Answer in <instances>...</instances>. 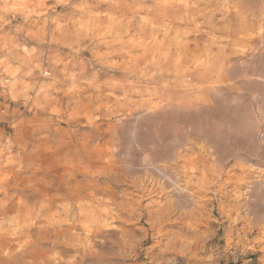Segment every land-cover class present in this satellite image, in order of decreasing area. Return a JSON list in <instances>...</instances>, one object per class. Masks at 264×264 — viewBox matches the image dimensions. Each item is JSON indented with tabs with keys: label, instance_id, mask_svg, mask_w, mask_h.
I'll list each match as a JSON object with an SVG mask.
<instances>
[{
	"label": "clouds",
	"instance_id": "1",
	"mask_svg": "<svg viewBox=\"0 0 264 264\" xmlns=\"http://www.w3.org/2000/svg\"><path fill=\"white\" fill-rule=\"evenodd\" d=\"M57 4L73 11L49 31L45 13ZM0 21V33L12 25L0 35V124L14 129L8 134L0 128V264H83L82 256L65 259L59 246H86L89 230L99 232L113 220L138 225L140 218L139 200L130 202L126 186L144 185L103 151L114 126L147 116L152 103L178 106L212 92L237 46L254 36L264 39V0H0ZM32 41L36 47H25ZM52 44L59 47L47 48L46 57L43 46ZM208 155L206 145L189 141L173 161L193 185L196 201L165 213V222L182 227L162 251L184 256V264L227 262L228 249L217 243L204 249L215 235L212 201L228 198ZM151 195L156 193L145 188L141 198ZM241 219L246 222L237 245L258 228L255 243L264 247V223ZM149 223L156 229L159 222ZM139 230L143 236L122 229L111 244L106 234L100 244L120 259L97 264H137L130 249L147 235ZM176 256L144 264H178Z\"/></svg>",
	"mask_w": 264,
	"mask_h": 264
},
{
	"label": "rangeland",
	"instance_id": "2",
	"mask_svg": "<svg viewBox=\"0 0 264 264\" xmlns=\"http://www.w3.org/2000/svg\"><path fill=\"white\" fill-rule=\"evenodd\" d=\"M49 2L54 3V0ZM72 11L70 5L57 4L54 11L50 7L45 13L49 17L48 30L56 27L53 21L59 16H66ZM17 23L16 20L12 21V25ZM60 23H64V19H60ZM12 25H6L0 35L8 33ZM11 36H15V33H11L10 38ZM25 47H36V42L32 41ZM43 47L47 57V48L59 46L52 44ZM107 50V46L101 45L102 52ZM235 52L236 55L230 58L231 67L220 79L212 82V92L186 99L178 106H165L163 101L152 103L147 116L142 115L139 120L125 119L114 126L113 132L109 134L112 137L111 142L103 146V151L110 153L117 164L128 166L129 173L143 179L142 182L145 183L142 189L134 185L126 186L130 202L139 200L138 225H124L122 220H113L110 227L99 232L89 230L84 242L86 246H59L65 259L76 256L79 261L82 256L83 264H97L104 259H120L107 255L100 241L105 240L107 234L111 239L105 240V243L111 244L112 241L119 240L122 229L134 228L136 236L144 235L140 228L147 230L146 238L140 241V246L130 249L137 253L134 258L137 264H144L153 257L167 262L176 256L174 252L162 250L173 239V233L181 230L182 225L179 222H165V213H179L187 210L189 206L176 203V191L170 187L168 177L176 178L181 188L193 193L194 188L189 190L191 183L189 184L188 177L173 161L189 141H195L201 143L202 147L206 145L210 150V155L204 159L219 172L220 179L225 181L221 191L228 193V198L223 202L212 201V220L209 221V226L215 229V235L204 245L205 251L209 244L217 243L221 249L229 250L226 264H264V247L255 243L260 237L258 228L247 233L246 240L241 244L236 243L237 231L243 230L246 222L241 217L257 224L264 223V144L261 143L264 139V39L254 36L248 45L237 46ZM83 55L91 58L92 53L85 51ZM43 67L47 68V63ZM12 106H15V102H12ZM158 110H162V113ZM61 126L67 127L63 122ZM0 128L8 134L14 132L7 124H0ZM108 160L109 156H105L104 161ZM256 181L260 184L259 189L253 192L251 187ZM145 188L152 189L156 195L141 198ZM208 195H216L219 199L220 194ZM233 196L234 201L231 199ZM193 203L191 207L195 205ZM11 215L10 213L9 221ZM122 215L127 218V214ZM150 219L159 222L156 229L149 223ZM77 231L83 232V228L78 227ZM176 244L179 246L180 241L177 240ZM121 246L122 244L114 245L117 251ZM149 249L151 252L147 251ZM77 252L81 255L77 256ZM199 254L204 255V252ZM176 260L178 264H184L185 257L176 256ZM220 264H225V261L222 259Z\"/></svg>",
	"mask_w": 264,
	"mask_h": 264
},
{
	"label": "bare ground",
	"instance_id": "3",
	"mask_svg": "<svg viewBox=\"0 0 264 264\" xmlns=\"http://www.w3.org/2000/svg\"><path fill=\"white\" fill-rule=\"evenodd\" d=\"M187 136V135H186ZM188 137V136H187ZM251 139V138H250ZM236 140V139H235ZM239 140V139H238ZM249 143V142H248ZM255 150V149H254ZM254 156V155H253ZM173 158H174V156H173ZM230 158V157H229ZM240 162V161H239ZM157 170V169H156ZM158 171H160L159 169H158ZM175 171V170H174ZM177 171V170H176ZM131 172V171H130ZM136 173V172H135ZM162 173V172H161ZM177 173H178V171H177ZM132 174V173H131ZM134 174V173H133ZM153 174V173H152ZM154 174H155V172H154ZM164 174H166L165 172H164ZM175 174V173H174ZM243 174V173H242ZM163 175V174H162ZM181 175V174H180ZM160 176V175H159ZM166 176H169V175H166ZM158 177V176H157ZM161 177V176H160ZM165 177V176H164ZM169 178V181H170V187H172V188H174V190L176 191V193H175V196H176V203L177 204H183V206L185 205V206H189V208H191V204L194 202L195 203V201H196V197H194L193 196V193L192 192H190V191H186L185 189H183V188H181L180 187V185H179V183H178V180L176 179V178H171L170 179V177H168ZM186 178V177H185ZM142 180L143 179H140V182L143 184V185H145V183H143L142 182ZM145 180V179H144ZM168 181V180H167ZM235 182V181H234ZM243 182H245V181H243ZM258 181H256V182H254V184H253V186L251 187V189H253V192L255 191V189H257L258 187H259V185H258V183H257ZM262 182V181H261ZM259 183H260V181H259ZM158 184V183H157ZM157 184H155V186L157 185ZM190 184V183H189ZM264 184V183H263ZM169 185V184H168ZM262 185V184H261ZM136 188H138L139 187V185H134ZM153 186V185H152ZM155 186H154V188H155ZM140 188V187H139ZM153 188V187H152ZM187 188V187H186ZM142 189V188H141ZM191 189H193V185L191 184V187H190V189L189 190H191ZM259 189V188H258ZM263 189V188H262ZM152 190V189H151ZM260 190H261V188H260ZM258 191V190H257ZM153 192V191H152ZM155 192V191H154ZM174 193V192H173ZM142 195H144V194H142ZM230 195V194H229ZM250 200V199H249ZM251 201V200H250ZM184 202H186V203H188V204H185ZM156 203V202H155ZM170 204H171V200H170V202H169ZM173 203V202H172ZM193 203V204H194ZM250 203V202H249ZM248 203V204H249ZM169 204V206H171ZM258 204V203H257ZM152 205H154V203L152 204ZM158 205V204H157ZM168 205V204H167ZM246 205V207H247V204H245ZM255 205H256V203H255ZM251 207V206H250ZM188 208V209H189ZM248 208V207H247ZM252 208V207H251ZM251 208H249V209H251ZM170 209V208H169ZM147 210V209H146ZM145 210V211H146ZM141 211V210H140ZM241 211V210H240ZM149 213V212H148ZM149 215L151 216L152 214H151V212L149 213ZM148 215V216H149Z\"/></svg>",
	"mask_w": 264,
	"mask_h": 264
}]
</instances>
